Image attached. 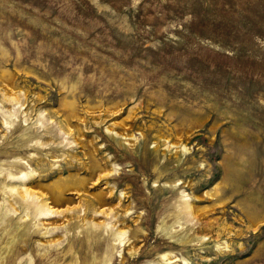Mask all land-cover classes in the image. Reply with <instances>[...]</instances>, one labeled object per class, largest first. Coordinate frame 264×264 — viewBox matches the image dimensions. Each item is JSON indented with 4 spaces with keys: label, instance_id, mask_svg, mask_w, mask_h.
I'll use <instances>...</instances> for the list:
<instances>
[{
    "label": "rangeland",
    "instance_id": "1",
    "mask_svg": "<svg viewBox=\"0 0 264 264\" xmlns=\"http://www.w3.org/2000/svg\"><path fill=\"white\" fill-rule=\"evenodd\" d=\"M0 264H264V0H0Z\"/></svg>",
    "mask_w": 264,
    "mask_h": 264
},
{
    "label": "bare ground",
    "instance_id": "2",
    "mask_svg": "<svg viewBox=\"0 0 264 264\" xmlns=\"http://www.w3.org/2000/svg\"><path fill=\"white\" fill-rule=\"evenodd\" d=\"M19 95H20V94H19ZM9 99H10V100H16V101H17V100H18V97H17V96H16V97H9ZM23 176H25V175H23ZM24 190L27 191V192H30V191H31V190L28 191V188H25ZM22 191H23V190H22ZM27 192H26V193H27ZM26 193H25V194H26ZM27 194H28V193H27ZM27 194H26V195H27ZM29 194H30V193H29ZM31 194L33 195V192H31ZM23 195H24V194H22L21 196L24 197ZM35 198H36V197H35ZM34 200H35V199H34ZM35 206H36V205H32L31 207H32V208H35ZM38 208H39V211L41 212V214H42V213H43V214L45 213V215H46L47 213H51V211L54 210V209H52V208H51L50 206H48V205H46V206L44 207V208L46 209V210L43 209L44 211H42V210L40 209V205L38 206ZM39 211H38V212H39ZM54 211H55V210H54ZM115 235H116L115 238H116V237L118 238V237L121 236V234H120V233L118 234V232L115 233ZM119 239H120V238H119ZM100 246H101V245H100ZM100 246H99V247H100ZM19 251H20V250H19ZM87 258H88V257H87ZM87 258L85 257V259H87ZM167 258H169V256H167ZM170 260H171V259H170ZM175 260H176V259H175Z\"/></svg>",
    "mask_w": 264,
    "mask_h": 264
}]
</instances>
